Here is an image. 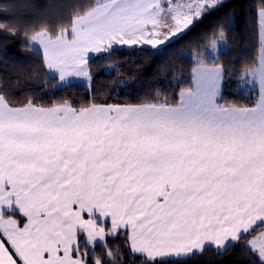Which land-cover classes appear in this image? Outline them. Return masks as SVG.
I'll return each mask as SVG.
<instances>
[{
	"label": "snow or ice",
	"instance_id": "obj_1",
	"mask_svg": "<svg viewBox=\"0 0 264 264\" xmlns=\"http://www.w3.org/2000/svg\"><path fill=\"white\" fill-rule=\"evenodd\" d=\"M219 6L93 0L24 36L61 83L91 80L90 54L159 51ZM259 18L260 67L244 73L261 89L252 107L220 102L223 69L204 53H196L194 86L172 100L16 102L11 78L0 77V264H126L107 242L121 233L140 264L235 246L264 264V0ZM0 30L21 31L8 20ZM224 39L221 25L211 49Z\"/></svg>",
	"mask_w": 264,
	"mask_h": 264
},
{
	"label": "trees",
	"instance_id": "obj_2",
	"mask_svg": "<svg viewBox=\"0 0 264 264\" xmlns=\"http://www.w3.org/2000/svg\"><path fill=\"white\" fill-rule=\"evenodd\" d=\"M91 2L93 0H0V22L8 20L21 29L17 36L0 30V77L11 78L16 102L31 96L37 103L44 104L68 99L78 107L93 101L151 102L157 94L160 99L165 96L169 100L178 99L181 89L192 86V72L200 59L193 56L205 53L223 25L225 49L219 51L215 59L202 57L207 64L215 62L222 66L223 99L220 102L247 107L256 104L257 88L246 84L244 73L256 64L260 0H224L216 10L194 23L185 35L159 51L116 47L111 53L89 59L91 80L61 84L43 67L40 52L26 41L24 31L45 24L56 25L70 15L72 6ZM110 63L115 67L107 72ZM107 242L126 264H140L126 254L123 233L119 237H108ZM96 250L97 253L103 251L99 246ZM256 259L235 246L223 255L210 249L187 260L166 258L165 264H253Z\"/></svg>",
	"mask_w": 264,
	"mask_h": 264
},
{
	"label": "crops",
	"instance_id": "obj_3",
	"mask_svg": "<svg viewBox=\"0 0 264 264\" xmlns=\"http://www.w3.org/2000/svg\"><path fill=\"white\" fill-rule=\"evenodd\" d=\"M221 1H224V0H221ZM257 23H258V52H257V58H256V64L253 68H259L260 67V61H261V52H262V36H261V30H260V18H259V10L257 11ZM41 54L42 56V51L39 49L38 46H34ZM117 47H128V46H117ZM146 48H150V47H146ZM222 51V50H221ZM102 53L100 54H96V53H92L90 54V58L91 57H96V56H99L101 55ZM217 55V54H216ZM216 55L215 56H210L211 59H215L216 58ZM43 60V59H42ZM207 64V63H206ZM211 65V64H209ZM198 64H196V66L194 67L193 69V72H192V86H194V70L197 68ZM51 75H53L54 77L57 78V80L60 82L59 80V77H58V74L54 73V72H50L49 70H47ZM85 80H88L87 78H84V77H69L67 81H65L64 83H61V84H65V83H70V82H79V83H85L83 81ZM248 84L249 85H253L257 88V91H258V97H257V100H256V104L258 103V101L260 100V95H261V89H260V85L258 82L256 83H253L251 79L248 80ZM222 89V80H221V85H220V91ZM255 104V105H256ZM254 105V106H255Z\"/></svg>",
	"mask_w": 264,
	"mask_h": 264
},
{
	"label": "rangeland",
	"instance_id": "obj_4",
	"mask_svg": "<svg viewBox=\"0 0 264 264\" xmlns=\"http://www.w3.org/2000/svg\"><path fill=\"white\" fill-rule=\"evenodd\" d=\"M222 2V1H221ZM218 36V35H217ZM207 49H208V52H205L204 53V56H208V57H212V56H215L219 51H221V50H224L225 49V43H224V41L221 43V45H220V47H219V49L218 50H216V51H213L212 49H211V43L207 46ZM193 58L194 59H197V56H193ZM115 67V64L114 63H110L107 67H106V71L107 72H109V71H111L113 68ZM88 80H85V81H83V82H87ZM245 81V80H244ZM246 82V84H248V81H245ZM244 82V83H245Z\"/></svg>",
	"mask_w": 264,
	"mask_h": 264
}]
</instances>
